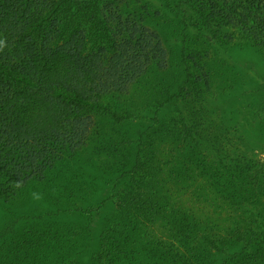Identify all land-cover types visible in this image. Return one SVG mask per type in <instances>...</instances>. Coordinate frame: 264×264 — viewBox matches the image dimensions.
<instances>
[{
  "label": "trees",
  "instance_id": "16d2710c",
  "mask_svg": "<svg viewBox=\"0 0 264 264\" xmlns=\"http://www.w3.org/2000/svg\"><path fill=\"white\" fill-rule=\"evenodd\" d=\"M120 1L0 0L3 201L70 167L93 120L106 116L121 123L127 112L118 109V96L146 70L164 68L165 53L156 34L133 23L125 25V31L114 29L120 27ZM243 1L237 8L214 7L210 16L199 10L205 7L202 2L183 3L196 13L194 24L211 40L226 44L238 36L264 54V0ZM182 39L183 44L191 41L184 29ZM196 53L202 56L199 50ZM181 59L184 81L177 94L164 92L159 107L172 98L191 106L198 100L197 94L187 99L191 94L186 91L187 85L202 90L195 60L185 51ZM190 118L195 127L189 133L182 130L183 115L168 130L170 139L187 149L178 151L169 177L179 166L177 176L180 169L189 171L217 191L220 197L215 201H228L239 210L231 218L214 212L212 218L201 219L192 208L175 206L169 195L160 204L151 185L157 183L156 171L142 163L138 170L145 175L126 186L117 215L103 229L90 264H264V205L256 194L261 178L252 170V159L237 155L239 136L231 134L235 140L229 141L217 130L207 139L201 135V120L195 113ZM75 243L71 229L37 225L4 244L0 264H80L75 260Z\"/></svg>",
  "mask_w": 264,
  "mask_h": 264
},
{
  "label": "rangeland",
  "instance_id": "374dc122",
  "mask_svg": "<svg viewBox=\"0 0 264 264\" xmlns=\"http://www.w3.org/2000/svg\"><path fill=\"white\" fill-rule=\"evenodd\" d=\"M200 2L205 7L199 10L210 16L214 7L221 9L234 4L233 8H237L244 1L195 0L194 5ZM118 14L120 27L115 26V30L125 31V25L133 23L158 36L165 66L146 70L118 96L116 102L121 106L118 109L127 112L121 123L106 116L93 120L84 145L66 164L70 167L50 173L43 182L25 186L9 201L0 198V252L14 236L46 224L73 230L78 251L75 260L90 264L103 229L117 215L126 186L132 179L145 175V171L138 170L142 163L156 171L157 183L151 185L160 204L169 195L175 206L192 208L201 219L212 218L214 212L231 218V213L239 208L228 201H215V197H220L217 191L209 190L207 184L195 180L189 171L180 169L182 174L177 176V166L169 177L178 153L187 150L168 135L179 115L185 118L182 130L186 133L195 127L194 119L190 118L195 113L203 125V137L208 139L217 130L229 141L235 140L231 134L239 136L241 143L236 153L252 159V170L261 178V190L256 189V194L264 205V54L246 40L237 39L238 36L226 44L211 40L196 27L197 15L183 0H121ZM183 29L191 40L186 44L182 43ZM229 29L226 31L231 33ZM196 50L202 56L197 57ZM182 51L195 60V76L202 89L187 85L186 91L191 94L187 99L197 94L198 100L191 106L172 98L159 107L164 92L177 94L184 81ZM196 158L200 161L198 155ZM185 167L194 169L189 164ZM146 190L149 189L145 187ZM153 228L157 234L158 222Z\"/></svg>",
  "mask_w": 264,
  "mask_h": 264
}]
</instances>
